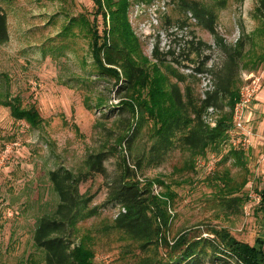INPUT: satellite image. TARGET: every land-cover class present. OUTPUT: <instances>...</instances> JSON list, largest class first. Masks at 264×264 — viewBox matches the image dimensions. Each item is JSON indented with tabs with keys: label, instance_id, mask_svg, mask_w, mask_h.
Instances as JSON below:
<instances>
[{
	"label": "rangeland",
	"instance_id": "rangeland-1",
	"mask_svg": "<svg viewBox=\"0 0 264 264\" xmlns=\"http://www.w3.org/2000/svg\"><path fill=\"white\" fill-rule=\"evenodd\" d=\"M198 1L216 11L215 29L222 43L232 46L239 37L244 42L236 67L237 85L239 92L247 91L252 98L243 111L244 127L232 132L247 134L249 145L242 148L245 161L238 162L234 155L224 157L230 148H237L228 133L219 151L205 149L191 155L188 149L174 146L158 163H149L152 139L150 121L145 119L134 135L131 152L127 151V161L132 165L144 153L136 176L140 181L160 178L163 183L154 181L153 193L166 189L172 193L167 201L171 214L168 238L185 227L198 225L204 231V225H213L226 227L237 239L251 244L256 236H264L257 210L258 189L264 180V58L253 63L256 56L264 54V37L251 16L256 0H225L221 7L215 0ZM0 5L8 24V39L0 44V264H30L27 259L35 254L31 235L36 219L52 210L57 201L47 171L58 166L77 170L88 153L103 150L108 154L106 174L95 173L79 185L80 191L95 193L91 203L101 204L118 173V137L127 128L129 112L119 106L121 82L96 68L90 38L79 21L71 19L83 15L91 21L96 16L101 30L103 19L93 0H0ZM128 17L143 53L152 62L155 43L160 52L174 50L178 60L173 63L183 72L192 71L196 65L193 58H206L205 64L213 70L227 59L226 50L209 30L189 12L176 9V0H132ZM199 39L205 44L196 55L192 47ZM197 77L200 79L194 84L198 91L212 88L210 72L197 73ZM8 98L18 99L21 107H34L41 121L33 126L14 117L4 103ZM224 109H228L225 104ZM216 115L209 107L204 119L213 125ZM225 169L238 182L247 178L233 193L247 199L234 207L222 204L209 181L214 172ZM100 209L98 217L78 224L72 238L76 243L79 234L88 233L96 264H121L132 258L135 247L118 233L101 235L96 231L101 221L118 212L119 203L111 201ZM38 258L36 253L34 264H42ZM202 264L236 263L219 253Z\"/></svg>",
	"mask_w": 264,
	"mask_h": 264
},
{
	"label": "trees",
	"instance_id": "trees-1",
	"mask_svg": "<svg viewBox=\"0 0 264 264\" xmlns=\"http://www.w3.org/2000/svg\"><path fill=\"white\" fill-rule=\"evenodd\" d=\"M93 2L103 19L101 30L97 27L96 16L91 21L83 15L71 19L72 22L79 21L90 38V51L96 68L121 82L118 85L122 93L119 106L129 112V120L126 130L118 137V173L108 184L105 200L97 204L91 203L95 193L87 189L80 191L79 185L95 173L106 174L104 160L108 154L103 150L88 153L77 170L64 166L49 169L47 176L57 201L52 210L37 217L31 235L35 254L27 260L34 264L37 253L42 264H96L88 241L90 235L79 234L78 243H74L72 236H76L79 223L100 215L104 204L116 201L120 209L113 217L101 221L96 231L101 235L118 233L135 247L132 258L121 264H202L205 258L212 261L219 253L234 258L236 264H264L263 235L256 236L250 244L237 239L226 227L204 225L203 231L194 225L182 228L168 238L166 231L171 214L167 201L172 193L167 189L160 194L153 193V182L163 183L160 178L140 181L136 176V170L143 165L144 153L132 165L127 161V151L131 152L134 135L144 119L150 121L149 163H158L174 146L188 149L191 155H198L205 149L220 150L227 140L232 107L240 94L236 67L244 47L242 38L239 37L232 46H226L215 29V10L198 0H176V9L189 12L227 52L226 61L217 70L207 67L206 58L198 61L193 58L196 65L192 71L183 72L173 63L178 60L173 49L160 52L155 43L151 50L153 62L143 53L128 17L132 0ZM215 2L221 7L225 0ZM251 16L257 20L258 30L264 37V0H256ZM7 39V15L0 5V44ZM198 42L200 45L192 47L196 55L200 53L201 44H205L201 39ZM167 55L171 57L167 59ZM263 56H256L253 63ZM203 72H210L213 86L200 92L194 82L200 79L197 73ZM179 82L184 83L183 87ZM4 103L9 105L14 117L24 119L30 125L35 126L41 121L34 107H21L16 98H8ZM224 104L228 109H224ZM209 107L217 111L213 125L204 119ZM228 155H234L242 164L245 161L243 149L230 148L224 157ZM209 181L225 206L234 207L238 203L240 205L241 199H247L246 195L242 198L233 194L244 186L247 178L238 182L225 169L220 173L214 172ZM258 192L257 210L264 223V180Z\"/></svg>",
	"mask_w": 264,
	"mask_h": 264
},
{
	"label": "built area",
	"instance_id": "built-area-1",
	"mask_svg": "<svg viewBox=\"0 0 264 264\" xmlns=\"http://www.w3.org/2000/svg\"><path fill=\"white\" fill-rule=\"evenodd\" d=\"M250 93L247 91H240L239 98L235 101L232 107L231 115V126L228 129V133L232 136V146L237 147L236 149H242L249 145V139H247V134L241 131L239 133H233L232 130L242 129L244 127L245 116L243 114L244 108L250 103L251 98Z\"/></svg>",
	"mask_w": 264,
	"mask_h": 264
}]
</instances>
